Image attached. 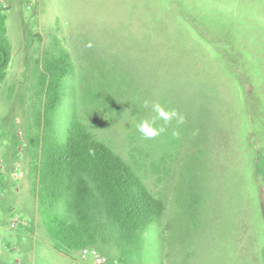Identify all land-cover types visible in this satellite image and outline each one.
<instances>
[{"label": "rangeland", "instance_id": "rangeland-1", "mask_svg": "<svg viewBox=\"0 0 264 264\" xmlns=\"http://www.w3.org/2000/svg\"><path fill=\"white\" fill-rule=\"evenodd\" d=\"M6 6L0 264L57 259L45 246L54 243L53 224L38 205L37 175L48 145L63 143L74 120L164 207L127 257L98 237L90 247L105 264H264V0ZM63 60L65 96L49 126L45 92ZM116 79L126 90L108 112L98 90H114ZM152 104L175 116L158 120L163 131L146 139L137 125L156 115Z\"/></svg>", "mask_w": 264, "mask_h": 264}, {"label": "trees", "instance_id": "trees-1", "mask_svg": "<svg viewBox=\"0 0 264 264\" xmlns=\"http://www.w3.org/2000/svg\"><path fill=\"white\" fill-rule=\"evenodd\" d=\"M5 21V10L0 7V83L12 57ZM64 60L57 64L60 67L54 70L45 92L44 115L49 126L65 96L62 83L68 63ZM116 84L119 86L114 90H98L108 112L114 96L119 98L126 90L117 79ZM36 185L40 211L51 216L54 246L65 255L92 246L100 237L121 258L127 257L140 249L145 229L164 211L128 163L77 120L71 123L63 143L54 137L48 145Z\"/></svg>", "mask_w": 264, "mask_h": 264}, {"label": "clouds", "instance_id": "clouds-1", "mask_svg": "<svg viewBox=\"0 0 264 264\" xmlns=\"http://www.w3.org/2000/svg\"><path fill=\"white\" fill-rule=\"evenodd\" d=\"M151 108L156 115L151 120H143L137 125V131L146 139L154 138L163 131L162 127H154L158 120L162 119L167 122L171 117L175 116L174 112H166L159 104H152Z\"/></svg>", "mask_w": 264, "mask_h": 264}, {"label": "built area", "instance_id": "built-area-1", "mask_svg": "<svg viewBox=\"0 0 264 264\" xmlns=\"http://www.w3.org/2000/svg\"><path fill=\"white\" fill-rule=\"evenodd\" d=\"M7 0H0V7L6 9ZM106 260L93 247H83L69 255V264H105Z\"/></svg>", "mask_w": 264, "mask_h": 264}, {"label": "crops", "instance_id": "crops-1", "mask_svg": "<svg viewBox=\"0 0 264 264\" xmlns=\"http://www.w3.org/2000/svg\"><path fill=\"white\" fill-rule=\"evenodd\" d=\"M2 236H5L4 234H2ZM5 239H3L2 241H4ZM46 246V250L49 251L51 254H53L54 256H57V259H54V264L55 262H58L59 258H67L69 259V256L64 255L63 253H61L60 251L56 250L54 243H45Z\"/></svg>", "mask_w": 264, "mask_h": 264}]
</instances>
